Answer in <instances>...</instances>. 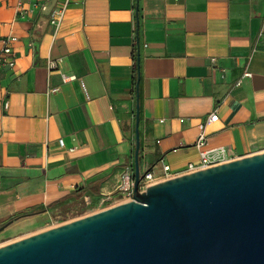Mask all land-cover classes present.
<instances>
[{"label":"crops","instance_id":"obj_1","mask_svg":"<svg viewBox=\"0 0 264 264\" xmlns=\"http://www.w3.org/2000/svg\"><path fill=\"white\" fill-rule=\"evenodd\" d=\"M5 44L16 59L0 69V224L31 215L0 246L39 232L77 190L94 204L129 200L118 187L134 173L137 77L140 176L186 174L214 111L205 149L264 152V0H69L56 31L35 0H0Z\"/></svg>","mask_w":264,"mask_h":264},{"label":"water","instance_id":"obj_2","mask_svg":"<svg viewBox=\"0 0 264 264\" xmlns=\"http://www.w3.org/2000/svg\"><path fill=\"white\" fill-rule=\"evenodd\" d=\"M138 81L131 199L4 244L0 264H264V152L140 190Z\"/></svg>","mask_w":264,"mask_h":264},{"label":"built area","instance_id":"obj_3","mask_svg":"<svg viewBox=\"0 0 264 264\" xmlns=\"http://www.w3.org/2000/svg\"><path fill=\"white\" fill-rule=\"evenodd\" d=\"M35 2L41 11H48L49 23L54 28V31H56L63 20L65 11L69 5V0H62L58 6L52 8L51 10H48L46 0H35ZM10 40H13V38H10ZM15 59H16V55L13 52L11 46L9 44H5L0 49V69H5V68L12 69L15 65ZM211 61L214 62L215 59L211 58ZM46 66H47V70L51 71L56 68V61L48 60ZM250 75H251L250 72L244 71L235 84L239 85L243 78H248L250 77ZM62 78L64 81H69V80H74L75 76L62 75ZM7 105H8L7 101L4 102V108H6ZM217 119H218V114L215 111L210 112L206 116L205 120L198 124V134L194 143V146L198 149V161L196 163L191 162L187 164V168H186L187 173L206 169L211 166H215L221 163L231 161L228 159L226 150L223 147H216L212 149L204 148L207 139V134L205 133V124L209 122H215ZM58 143L59 146H63V142L61 140H59ZM163 170L167 171L168 166L164 165ZM121 179H122V184L119 185L118 190L124 193L125 196L130 200L133 190V175L129 171H125L122 174ZM155 182L156 181L152 173L147 171L141 176V179L139 181V189L145 190L147 186H150Z\"/></svg>","mask_w":264,"mask_h":264},{"label":"rangeland","instance_id":"obj_4","mask_svg":"<svg viewBox=\"0 0 264 264\" xmlns=\"http://www.w3.org/2000/svg\"><path fill=\"white\" fill-rule=\"evenodd\" d=\"M113 205L115 204L111 205L106 202H103L101 204H94L89 201H86L85 199L65 201L59 204L58 206L52 208V210L45 214L40 220V222L37 224V227L33 229V232L40 230L42 231L48 228L61 225L74 219L101 211ZM13 233L15 232H0V243L7 241L6 238Z\"/></svg>","mask_w":264,"mask_h":264},{"label":"trees","instance_id":"obj_5","mask_svg":"<svg viewBox=\"0 0 264 264\" xmlns=\"http://www.w3.org/2000/svg\"><path fill=\"white\" fill-rule=\"evenodd\" d=\"M78 191V192H77ZM75 193H77L78 195L77 196H71L67 201H75V200H79V199H83V196L87 195L86 193H84L85 191L84 190H77ZM84 191V192H83ZM22 215H25V214H22ZM21 216V215H19ZM21 219V218H20ZM1 225V224H0Z\"/></svg>","mask_w":264,"mask_h":264}]
</instances>
